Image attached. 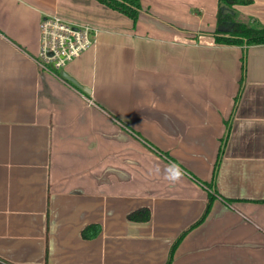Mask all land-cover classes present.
Listing matches in <instances>:
<instances>
[{
    "label": "crops",
    "instance_id": "obj_1",
    "mask_svg": "<svg viewBox=\"0 0 264 264\" xmlns=\"http://www.w3.org/2000/svg\"><path fill=\"white\" fill-rule=\"evenodd\" d=\"M140 2L0 0V264H264V44H216L218 0ZM51 14L97 30L63 69L89 93L38 63Z\"/></svg>",
    "mask_w": 264,
    "mask_h": 264
},
{
    "label": "trees",
    "instance_id": "obj_2",
    "mask_svg": "<svg viewBox=\"0 0 264 264\" xmlns=\"http://www.w3.org/2000/svg\"><path fill=\"white\" fill-rule=\"evenodd\" d=\"M101 4L114 9L122 14L131 18L134 23L138 20L139 15L144 9L140 0H97ZM219 7L216 16L215 29L209 33L214 39V42L218 45H236L246 49L251 45L264 44V25H253L250 22H244L237 20L236 13L232 9L234 4H245L250 0H218ZM221 4H224L221 6ZM224 9H228L229 12L224 13ZM244 63V57H242ZM210 206L208 202L206 211ZM149 210L147 208L137 209L128 215V218L134 221H146L149 219ZM174 246H172L173 249ZM173 249L170 253V259L173 253ZM170 261V260H169ZM169 263V262H168Z\"/></svg>",
    "mask_w": 264,
    "mask_h": 264
},
{
    "label": "built area",
    "instance_id": "obj_3",
    "mask_svg": "<svg viewBox=\"0 0 264 264\" xmlns=\"http://www.w3.org/2000/svg\"><path fill=\"white\" fill-rule=\"evenodd\" d=\"M41 68L58 73L67 63L93 44L97 31L88 24H75L55 14L45 15L40 24Z\"/></svg>",
    "mask_w": 264,
    "mask_h": 264
},
{
    "label": "clouds",
    "instance_id": "obj_4",
    "mask_svg": "<svg viewBox=\"0 0 264 264\" xmlns=\"http://www.w3.org/2000/svg\"><path fill=\"white\" fill-rule=\"evenodd\" d=\"M183 169L178 164L170 162L165 169V179L171 183H178L183 179Z\"/></svg>",
    "mask_w": 264,
    "mask_h": 264
},
{
    "label": "water",
    "instance_id": "obj_5",
    "mask_svg": "<svg viewBox=\"0 0 264 264\" xmlns=\"http://www.w3.org/2000/svg\"><path fill=\"white\" fill-rule=\"evenodd\" d=\"M224 4H221V6H223ZM228 9H224V13H227ZM60 75L62 77H64L65 79H67L68 81L72 82L74 85H76L77 87H79L80 89H82L83 91L89 93L88 88H86L85 86H82L81 84H79L74 78H72L70 75H68L66 72H64L63 70L60 72Z\"/></svg>",
    "mask_w": 264,
    "mask_h": 264
},
{
    "label": "rangeland",
    "instance_id": "obj_6",
    "mask_svg": "<svg viewBox=\"0 0 264 264\" xmlns=\"http://www.w3.org/2000/svg\"><path fill=\"white\" fill-rule=\"evenodd\" d=\"M229 12V10H227Z\"/></svg>",
    "mask_w": 264,
    "mask_h": 264
}]
</instances>
